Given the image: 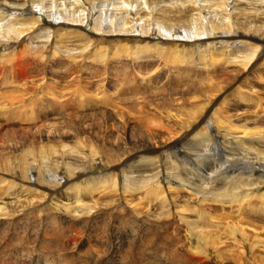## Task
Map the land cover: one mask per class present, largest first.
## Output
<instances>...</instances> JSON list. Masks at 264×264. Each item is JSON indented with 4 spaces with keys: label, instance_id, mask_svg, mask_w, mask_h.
<instances>
[{
    "label": "bare ground",
    "instance_id": "obj_1",
    "mask_svg": "<svg viewBox=\"0 0 264 264\" xmlns=\"http://www.w3.org/2000/svg\"><path fill=\"white\" fill-rule=\"evenodd\" d=\"M0 264H264V0H0Z\"/></svg>",
    "mask_w": 264,
    "mask_h": 264
},
{
    "label": "rangeland",
    "instance_id": "obj_2",
    "mask_svg": "<svg viewBox=\"0 0 264 264\" xmlns=\"http://www.w3.org/2000/svg\"><path fill=\"white\" fill-rule=\"evenodd\" d=\"M182 118H184V117H182ZM185 119V118H184ZM186 121V119L184 120V122ZM192 121H190V120H188V121H186V125H189L190 123H191ZM163 123V122H162ZM189 123V124H188ZM151 124H153L152 125V127H154V126H157V122H151ZM165 124H167V123H165ZM162 126H164L163 124H162ZM164 127H166V125L164 126ZM156 128H159V127H156ZM228 165H230V164H228ZM237 165H238V163H237Z\"/></svg>",
    "mask_w": 264,
    "mask_h": 264
}]
</instances>
